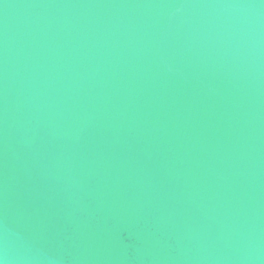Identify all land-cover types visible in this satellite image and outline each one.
<instances>
[{"label": "water", "instance_id": "obj_1", "mask_svg": "<svg viewBox=\"0 0 264 264\" xmlns=\"http://www.w3.org/2000/svg\"><path fill=\"white\" fill-rule=\"evenodd\" d=\"M0 264H264V0H0Z\"/></svg>", "mask_w": 264, "mask_h": 264}]
</instances>
